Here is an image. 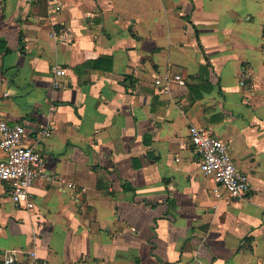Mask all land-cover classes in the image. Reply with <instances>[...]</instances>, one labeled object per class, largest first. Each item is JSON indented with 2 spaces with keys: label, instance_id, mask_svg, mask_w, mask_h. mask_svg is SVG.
I'll return each mask as SVG.
<instances>
[{
  "label": "crops",
  "instance_id": "crops-1",
  "mask_svg": "<svg viewBox=\"0 0 264 264\" xmlns=\"http://www.w3.org/2000/svg\"><path fill=\"white\" fill-rule=\"evenodd\" d=\"M0 117L55 177L19 204L0 181V253L264 264V0H0ZM191 125L227 144L244 195L201 172Z\"/></svg>",
  "mask_w": 264,
  "mask_h": 264
},
{
  "label": "built area",
  "instance_id": "built-area-1",
  "mask_svg": "<svg viewBox=\"0 0 264 264\" xmlns=\"http://www.w3.org/2000/svg\"><path fill=\"white\" fill-rule=\"evenodd\" d=\"M54 38H68L65 31H52ZM53 86L58 87V77L63 74L59 66L53 68ZM183 84L180 75H164L163 79L155 83L167 87L170 83ZM44 135L49 131L44 130ZM24 126L22 123L9 124L0 117V150L3 158H0V181L9 184V196L16 203L26 202L28 191L32 182L37 177L53 180L43 170V159L39 151L33 147L22 145ZM189 137L194 150L200 157L199 169L204 175L210 176L230 196L241 197L249 189L247 174L240 171L233 163L227 144L212 131L204 127L191 125ZM67 187H73L67 183ZM24 256L25 260L20 257ZM0 264H49L45 260H39L35 251H22L18 249L6 250L0 253Z\"/></svg>",
  "mask_w": 264,
  "mask_h": 264
},
{
  "label": "trees",
  "instance_id": "trees-1",
  "mask_svg": "<svg viewBox=\"0 0 264 264\" xmlns=\"http://www.w3.org/2000/svg\"><path fill=\"white\" fill-rule=\"evenodd\" d=\"M98 186H100V180H98Z\"/></svg>",
  "mask_w": 264,
  "mask_h": 264
}]
</instances>
